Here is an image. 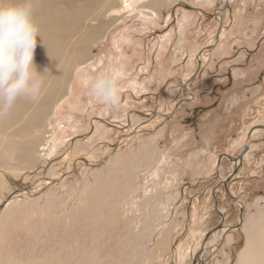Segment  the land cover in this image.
<instances>
[{"label":"rangeland","instance_id":"1","mask_svg":"<svg viewBox=\"0 0 264 264\" xmlns=\"http://www.w3.org/2000/svg\"><path fill=\"white\" fill-rule=\"evenodd\" d=\"M55 1L59 5L71 4L73 7L61 5L71 10L91 3L88 6L93 10L91 19L96 21L81 22L79 16L78 20L64 25V31L55 40L56 46L37 47L34 59H48L52 72L45 79L39 98H29L16 119L0 131V214L5 212L0 217V264H80L83 252L88 251L86 256H90L93 248L101 253L94 264H194L198 253L208 257L207 264H240L248 242L245 229L249 223L258 222L251 219V214L255 206L259 207V201L264 200L256 198L254 179L245 176L243 194L238 190L232 201L228 197L231 190L225 193L220 185L231 171H217L213 184L189 186L184 182L177 185L173 179L155 181L158 177L152 174L154 159L147 150L145 166L134 165V175H130L134 187L130 181L122 183L124 162L114 176L116 181L108 182L111 165L107 163L114 154L105 160L104 167L94 165L97 153L101 152L94 145L98 136L93 137L95 143L93 139L84 145L78 142L81 153L75 150L78 138L65 130L73 123L62 106L72 91L78 92L77 83L86 76L110 71L120 82L127 79L118 66H125L127 57L139 59L138 52L145 49L149 52L142 59L153 63L149 74L151 88L166 81L163 92L157 87V97L162 103L152 116L148 114L147 124L174 113L166 110L163 114V107L169 105L171 111L173 108L171 103L163 102L168 94L182 92V99H186L180 110L183 117L191 109V93H197L194 89L197 83L205 85L208 79L222 76L227 67L235 66L231 63H247L252 67L264 63V0H172L174 4L166 0L161 9L155 7L153 0ZM117 1L122 6L116 5ZM174 5L176 8H171ZM44 10L45 7L33 4L39 29L45 23L40 19ZM98 14L100 18L96 17ZM105 22H108L105 37L90 45L92 59L79 63L80 37L86 38L92 25L101 26ZM166 36L172 37L171 40ZM164 40L172 45L182 43L181 58L185 66L178 72L166 70L163 58L168 53L160 49ZM257 51L262 54L256 55ZM221 65L230 66L219 71ZM64 68L70 74L61 80ZM83 99L85 104L95 100L86 87ZM76 105L79 101L70 99L74 112ZM85 112L86 108H82L81 114ZM191 118L184 117L186 122ZM249 120L257 123L255 118ZM87 126L85 130H91L90 124ZM256 128L259 127L251 132ZM263 136L264 131H260L253 137L249 135L248 140L256 141ZM88 149L86 156L92 167L85 166L81 160ZM219 153L217 162L223 164V150ZM229 155L232 153H227V159ZM258 178L263 179L260 175ZM103 194H110V202L105 206L101 204ZM243 196L248 197L246 205L241 201ZM232 202L238 206L235 210ZM216 206L222 214L225 206L232 210L223 224L226 231L208 237L221 221ZM240 220H244L241 225ZM261 225L264 226V221ZM253 242L256 243L253 250L259 254V237ZM258 261L264 264V260Z\"/></svg>","mask_w":264,"mask_h":264},{"label":"crops","instance_id":"2","mask_svg":"<svg viewBox=\"0 0 264 264\" xmlns=\"http://www.w3.org/2000/svg\"><path fill=\"white\" fill-rule=\"evenodd\" d=\"M174 7L176 8V5L171 8ZM218 33H221L220 30ZM170 36L165 38L171 40ZM168 40H164V44L160 48L168 53V57L163 58V63H166L168 67L166 70L173 69L178 72L179 68H184L182 65L185 66L182 64L184 60L181 58L182 43L178 42V44L172 45L168 44ZM191 40L192 38L190 43ZM204 47L196 52L199 53ZM142 50V53L138 52L137 54L139 59L133 56L132 58L127 57V60L124 59L126 60L125 66L122 64L118 66L122 67V75L127 77L122 82L119 81L122 91L118 107L103 105L96 99L85 104L83 81H78L77 86L80 85L78 92L72 91L62 106L63 111L68 114L67 119L73 123L69 124L65 130L75 134L78 138L76 142L81 145L90 143L95 135L98 136V141L94 140L92 143L96 142L95 147L103 154L97 153L94 165L103 166L111 154L121 151L126 159L123 168L125 178H122V183L130 181L134 187L131 178L134 175V165L135 167L140 165V168L145 166L144 162L148 160L147 150H150L149 154L152 160L154 159L152 174L158 177L155 181L165 182L173 179L177 185L184 182L189 186L190 184H213L217 178L215 176L217 171L218 173L233 171L234 160L242 154L251 130L255 127H264V120L261 121L264 119V63L255 64L253 67L247 63H231L230 65L235 66L227 67V72L222 76L208 79L205 85L197 83L194 87L197 89V93L194 91L191 93L193 99L190 104L191 109L183 117L180 110L186 99H182V92L171 96L168 94L169 97L166 96L168 101L165 100L164 95L163 102L167 105L171 103L173 108L171 111L169 105L167 108L163 107V114L166 110L174 113L167 118L153 120L154 122L152 121L149 125L146 121L148 114L152 116L155 111H158L159 104L162 103L157 97L159 93L157 87H160L163 92L166 81L157 82L154 84L156 87L151 88L149 74L152 71L153 63L142 59L145 52H149L145 49ZM260 53L262 54L257 51L256 55ZM230 65H221L218 70L221 71L223 67ZM160 76L162 75L160 74ZM163 79L165 78L163 77ZM70 99L79 101L75 112L70 107ZM82 108H86L84 114H81ZM151 116L149 121L152 120ZM185 116L192 118L186 122ZM252 118L257 120L256 124L250 122L249 119ZM97 122H100V129L95 126ZM89 124L91 130H85ZM248 129L250 131H247ZM263 138L264 136L256 140V143L251 144L239 174L228 185V189L223 187L225 193L231 190L228 194L231 201L236 198L235 194L238 193V190L242 193L246 177L255 180L257 188L255 192L258 191L256 198L264 199L262 196L264 191V142H261ZM220 149L223 150V164L220 161L217 162L216 159L220 154ZM89 151L90 149L84 151L83 156L85 157H81V160L85 162V166L92 167L93 164L88 162L91 160L86 156ZM228 152H231L232 155H229L227 159ZM75 165H77L76 161ZM68 174L70 175L71 172ZM258 175L263 177L261 181H259ZM130 189L134 188L130 187ZM247 199L248 197L243 196L242 200H239L246 205ZM257 202L258 200L256 205ZM263 204L264 202L261 200L260 205L263 206ZM231 205L234 206L233 210L238 207L233 202ZM231 210L226 206L222 210L225 223L226 216ZM188 214H190L189 211ZM251 216V219L263 223L264 217L258 206H255Z\"/></svg>","mask_w":264,"mask_h":264},{"label":"clouds","instance_id":"3","mask_svg":"<svg viewBox=\"0 0 264 264\" xmlns=\"http://www.w3.org/2000/svg\"><path fill=\"white\" fill-rule=\"evenodd\" d=\"M40 30L34 20L33 0H0V118L7 116L21 97L36 100L44 75L35 63ZM99 103L118 107L121 85L110 71L86 76L83 81Z\"/></svg>","mask_w":264,"mask_h":264},{"label":"bare ground","instance_id":"4","mask_svg":"<svg viewBox=\"0 0 264 264\" xmlns=\"http://www.w3.org/2000/svg\"><path fill=\"white\" fill-rule=\"evenodd\" d=\"M153 2L152 3L155 5V7L159 8V9H161L163 6H165L167 4L166 0H153ZM171 2H172V0H171ZM174 2H176V0H174ZM33 4H36V6L45 7V10L41 14V17H40V19H43L45 23L39 29L40 30V37H37V47L44 45V44H47L50 47L56 46L57 43L55 40L64 31V28H65L64 25L70 21L78 20L79 16L81 17V22L96 21V20L91 19V13L93 10L91 11L90 8L88 7L91 5V3H89L85 6H82L78 10H71V9L64 8L61 5L68 6V7H73V6L69 3H64V4L59 5L55 0L54 1L53 0H33ZM119 4L122 6V4L119 1H117L116 5H119ZM116 5H113V6H116ZM146 6H147V4H146ZM100 16H101V14L96 15L97 18H100ZM107 27H108V22L103 23V25H101V26L92 25V27L89 28L87 33H86V38H85V35L80 37V39H81L80 50H79V53L77 56V61L79 63L84 62L85 60L88 61V59H90L92 57V54L90 51V45H91V43L96 42L99 39L105 37ZM80 28H82V26L79 23V29ZM37 47L35 49V52L37 50ZM87 61H85V62H87ZM35 63H36V66H37V69L39 72L45 73V70H47V72L44 75V81H45V79L52 72V63L48 59L35 60ZM62 71L63 72L61 74V80H66L67 76H69V74H70L69 70L67 68H64ZM66 93H67V91H66ZM66 93L64 94V96L66 95ZM28 99L29 98H26V97H21L20 99H18L16 104L14 105L13 109L11 110V112L7 116L0 118V131L7 124H9L10 122H12L16 119L17 115L22 111V109H23V107H24V105ZM71 106H73L72 103H71ZM99 127H100V125L96 124V128L99 129ZM260 131H264V128H262V127L256 128L249 135H251L253 137V135L255 133H258ZM79 147L80 146H78V143H77L75 150L79 151V149H80ZM125 160L126 159H124L122 152H117L112 156V158L107 163L108 165H111L109 173H108L110 176L108 182H110V180H111V183L113 181H116V179L114 180V176H115V174H117V172H119V169H120L119 166L121 165L122 162L125 163ZM235 162H236V164H235L236 166L239 165V160H236ZM121 166H123V165H121ZM48 179H52V177L48 178ZM4 187H2L3 190H4ZM15 187H17L16 184H15ZM112 187L114 189H116L117 185L115 183H113ZM9 189H10L9 187L6 188V190H9ZM109 190H110V188H109ZM2 192H4V191H2ZM11 194H13V193H11ZM109 195L110 194H108V195L103 194V197H102L103 200H101L102 206H105L110 202V196ZM262 201L264 202V200H262ZM0 203H1V199H0ZM237 203H238V201H237ZM259 208H260V211L264 217V204H263V206H261L260 201H259ZM6 211H7V209H6ZM4 213L0 214V217ZM99 215L102 216L103 212L99 213ZM1 218H3V217H1ZM99 218H101V217H99ZM99 218H98V220H100ZM257 223L258 222H255L254 225H253V223L252 224L249 223V225H247V229H245L246 237L248 238V242H247V247L244 249L243 253L241 254L240 264H258V262H259L258 259L264 260V226H262L261 224L257 225ZM221 231H222V233H224L226 231L225 226H222ZM257 237H259V241L261 243L260 248H259L260 249L259 254H257V250H255V249H254L255 251L253 250V246H254V244H256L253 242V240L254 239L257 240ZM215 241H216V239H214V242ZM95 243H93V245H95ZM90 251H91L90 256H86V252H88V251L83 252V257L81 259L80 264H94V263L99 261V257L101 256L100 251L97 250L96 248H93ZM107 256L108 255H106V257ZM197 256H198V258L196 257L197 261H195L194 264H207V262L209 261L208 257L204 256L203 254L200 255L198 253Z\"/></svg>","mask_w":264,"mask_h":264},{"label":"water","instance_id":"5","mask_svg":"<svg viewBox=\"0 0 264 264\" xmlns=\"http://www.w3.org/2000/svg\"><path fill=\"white\" fill-rule=\"evenodd\" d=\"M260 127H262V128H264L263 126H260ZM251 134V133H250ZM261 142H264V138L261 140ZM253 143H256V141H254V140H248V142H247V144H246V146H245V148H244V150H243V152H242V154L238 157V158H236V159H238L239 160V165H237L236 167H234V169H233V171H232V173L224 180V181H222V182H220V185H223L224 187H227L228 186V184H229V182L240 172V170H241V168H242V164H243V161H244V159H245V156H246V154L249 152V150H250V146H251V144H253ZM235 159V160H236ZM234 160V161H235ZM215 190H217V189H215ZM216 211H217V213L219 214V216L221 217V221H220V224H219V226L213 231V232H211L209 235H208V237H210L211 235H213V233L214 232H218V231H220L221 229H222V226H223V224H224V222H225V218L223 217V214L220 212V210L218 209V206H216ZM241 221H243V220H240V224L239 225H241ZM237 228H238V226H237Z\"/></svg>","mask_w":264,"mask_h":264}]
</instances>
